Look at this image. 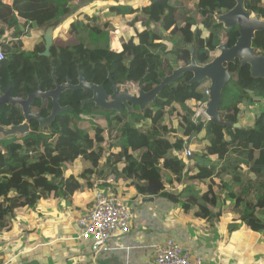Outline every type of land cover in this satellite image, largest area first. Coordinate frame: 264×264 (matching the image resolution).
<instances>
[{
	"label": "trees",
	"instance_id": "16d2710c",
	"mask_svg": "<svg viewBox=\"0 0 264 264\" xmlns=\"http://www.w3.org/2000/svg\"><path fill=\"white\" fill-rule=\"evenodd\" d=\"M234 4L235 0H200L199 8L182 11L167 0H150L140 8H133L131 1L121 2L110 8L117 15H135V22L141 18L143 28L135 27L119 52L109 49L111 17L95 11L67 21L69 36L78 40L76 44H53L49 55L44 56L43 33L53 26L56 36L58 23L71 15L70 0H12L11 4L0 0V49L4 54L0 61V92L10 85V96L25 97L38 85L43 90L53 88L52 73L58 82L68 77L76 84L79 71L87 81L103 83L109 92L112 81L120 90L147 91L174 68L188 64L191 55L196 64L203 65L218 54L217 45L226 42L231 46L238 28L225 27L216 15ZM244 8L264 19V0H244ZM156 16L163 27H170L167 36L149 26ZM30 29L41 35L31 47L24 48L21 36ZM177 35L180 39L174 42ZM6 36L9 39L5 41ZM252 45L264 54V30L256 32ZM228 69L231 77L222 90L218 111L222 120L239 122L240 128L219 125L204 117L195 119L192 101L207 100L203 88L208 80L188 85L192 74L184 72L164 86L144 110L134 106L130 111H105L92 103L82 107L78 104L61 111L43 130L31 120V130L22 134L21 140L13 136L0 139V229L8 225L6 215L14 209L32 206L63 188L71 191L79 187L78 176L86 177L92 185L94 180L121 175L123 181L130 180L137 194L150 195L159 190L160 195L172 197L175 202L178 195L169 192L168 187L177 186L182 177L209 180L207 190L199 196L193 194L191 186L182 189L191 193L183 208L198 205L205 212L196 215L209 218L212 213L206 215L205 205L216 203V191L225 192L233 200L240 221L254 225L264 235V109L251 118L242 116L248 104L264 102V79L251 77L249 66H241L239 60L228 64ZM80 93L67 89L59 101L71 105ZM84 93L89 95L90 91ZM32 109L47 116L51 100L34 98ZM134 110L139 111L131 112ZM23 119L18 105H0V126L12 127ZM102 119L105 127L99 124ZM174 120L176 127L171 124ZM187 139L191 147H201L195 173L181 157ZM171 151L174 153L169 156ZM78 160L90 164L77 176L72 173L64 178L67 165ZM100 161L101 166L94 167ZM225 174L231 176V181L224 180Z\"/></svg>",
	"mask_w": 264,
	"mask_h": 264
},
{
	"label": "crops",
	"instance_id": "0c3cea01",
	"mask_svg": "<svg viewBox=\"0 0 264 264\" xmlns=\"http://www.w3.org/2000/svg\"><path fill=\"white\" fill-rule=\"evenodd\" d=\"M130 1L133 8L150 3V0ZM120 3L121 0L114 4L101 0L96 7L106 10L101 12L109 16L110 7ZM28 33L21 36L24 48L36 41L27 40ZM195 161L187 167L194 173L197 172ZM85 166L86 163L79 160L67 165L64 178L72 173L77 176ZM243 170L239 169L241 173L245 172ZM121 178V175H109L90 185L89 179L78 176L79 187L71 191L63 188L32 206H20L11 211L6 215L8 225L0 229V264H155L156 248L167 238L189 249L192 255L201 256L203 264H264L263 231L240 221L232 199L226 197L225 192L216 191L219 197L216 203L205 205L206 215L212 213L209 218L196 215V212H205L199 210L198 205L183 208L191 193L182 189L191 186L193 194L199 196L207 190L209 180L184 182L182 177L177 186L168 187L169 192L178 195L175 202L172 197L160 195L159 190L150 195L137 194L129 185L130 180ZM165 178L168 180L169 176ZM96 188L122 197L135 214L130 230L113 234L107 249L99 252H93L91 238H77V219L92 206Z\"/></svg>",
	"mask_w": 264,
	"mask_h": 264
},
{
	"label": "water",
	"instance_id": "95a60500",
	"mask_svg": "<svg viewBox=\"0 0 264 264\" xmlns=\"http://www.w3.org/2000/svg\"><path fill=\"white\" fill-rule=\"evenodd\" d=\"M216 19L227 28L234 26L238 28V35L236 36L235 42L231 46L226 42L217 45L216 49L218 50V54L203 65L196 64L191 55L188 64L174 68L157 85L147 91H144L142 88H139L136 93L129 92L126 88L120 91L116 84L111 82V95L108 97L109 93L103 83L96 84L92 81H87L80 71L77 75L76 84H72L68 77L65 82L59 83L56 76L52 73L54 79L53 88L43 90L38 85L36 90L27 93L25 97L10 96L9 85L3 93L0 92V104L2 102H8L12 105H18L21 108L24 121L12 127L0 126V133L5 136L14 135L15 133L25 134L31 120H36L38 122V129L43 130L45 126L53 122L54 118L61 111L71 108V105H61L59 101L61 93L66 89L91 92V96L83 99L80 106H83L85 103H92L94 107L105 111L114 110L119 112L123 108L130 111L134 106H137L140 110H144L147 105L155 101L164 86L177 80L184 72H190L192 74L186 82L188 85L202 81L203 79L208 80V99L205 102L204 110V114L208 119H212L219 125L233 128L242 127L239 122L233 124L229 121L222 120L218 107L222 99V90L231 77L228 64L236 63L239 60L241 66H249L251 77L264 79V54L260 53L252 45L256 32L264 30V19L246 10L244 8V0H235L234 6L225 12L217 14ZM43 39L45 46L41 54L48 56L53 43V26H49L44 31ZM190 51L192 52L193 48ZM34 98H39L42 101L47 98L51 100V109L47 116H42L40 111L32 109ZM188 142L189 139L186 140V145Z\"/></svg>",
	"mask_w": 264,
	"mask_h": 264
},
{
	"label": "built area",
	"instance_id": "2783aa9c",
	"mask_svg": "<svg viewBox=\"0 0 264 264\" xmlns=\"http://www.w3.org/2000/svg\"><path fill=\"white\" fill-rule=\"evenodd\" d=\"M11 4V0H1ZM4 54L0 49V61ZM206 94L207 89L203 90ZM31 129L28 127L27 132ZM193 155V150L184 146L183 161L188 164ZM135 220V214L128 203L116 194L105 193L96 188L92 206L83 212L77 219L79 227L78 240L91 238L93 252L107 249V242L113 234H124L130 230ZM155 264H203V258L192 255L189 249L181 246L175 240L167 238L156 248L153 259Z\"/></svg>",
	"mask_w": 264,
	"mask_h": 264
},
{
	"label": "rangeland",
	"instance_id": "374dc122",
	"mask_svg": "<svg viewBox=\"0 0 264 264\" xmlns=\"http://www.w3.org/2000/svg\"><path fill=\"white\" fill-rule=\"evenodd\" d=\"M107 1L110 4H114V3H116V1H117V3H119V0H107ZM128 1H130V0H121V2H125V3ZM146 1H149V0H146ZM167 1H169L171 3V0H167ZM100 3H101V0H70V4L73 7L71 15L64 17L58 23V25L55 29V35L56 36H53L52 45L55 44L58 47L61 45H66L67 47H69V46H72V44H76L78 42V40L73 41L71 39V37L69 36L70 35V33L68 31L69 27H67V25H66L67 21L70 18L75 20V19L79 18V16H80V19H82L83 13L91 14L95 11L106 12V10H102L103 8L96 7V5H99ZM173 4L175 6L179 5L181 8H183L182 11H184L186 8H189V7H192L195 9L197 7L199 8L200 7V0H173ZM136 5H138V4H136ZM110 12L111 13L109 16L111 17V24L109 26V30H110V42H109L110 48L109 49H111L113 52H119L121 43L127 40V38L129 37L128 34H132L134 32L135 27L138 30H141L143 28V25H142L141 20H140L141 18H139L138 21H136V22L134 21L133 18L135 15H127V16L117 15L115 13L114 9H112V8H110ZM137 14H139L141 17H144L141 13H137ZM149 26L152 29H154L156 32L161 34L162 36H167V33L170 30L169 26L163 27L162 20L158 16H156L153 20L149 21ZM53 33H54V31H53ZM32 34H35V36H32ZM40 35H41L40 31H34L31 33H28V36H26V37L28 38L27 40L35 41L40 37ZM179 39H180V35L175 36L174 42H178ZM79 44H82V42H80ZM84 45H85V43H84ZM208 85H209V82L207 84V87H208ZM83 98H85V95H82L81 93L79 95L73 97L71 105L73 107H77L80 100ZM204 103H196V102L192 101V105L194 106V109L196 111L195 115L199 116L200 118L206 117L204 114V110H205V104ZM263 109H264V102L261 100L259 102L250 103L244 109V111H243L244 114L242 116L248 115L249 118H251V117L258 115ZM138 111L139 110H134L131 112L137 113ZM127 116H129V115H127ZM97 118H99V117H97ZM96 120H98V119H96ZM127 120H131V119L127 118ZM99 124L102 127H105V125H106V123L103 119L101 120V122ZM171 124H172V126L176 127V124H177L176 120L171 122ZM9 136H13V137L18 138V140H21L23 135L19 134V133H15L14 135L5 136L2 133H0V139H4L5 137H9ZM191 149L193 150V155H192L191 159L189 160L188 164L186 165L187 167H188L190 162H194L195 160H197L200 156V153H201V147L200 146H197V147L193 146V147H191ZM169 154L171 155L172 152H169ZM84 163L90 164L89 162H84ZM101 164H102V161H100V163H98V165H96V167L99 168L101 166ZM223 178L231 181V176L229 174H225ZM186 180H187V178L184 179V182H186ZM203 182H205V181H203Z\"/></svg>",
	"mask_w": 264,
	"mask_h": 264
},
{
	"label": "flooded vegetation",
	"instance_id": "af4514ba",
	"mask_svg": "<svg viewBox=\"0 0 264 264\" xmlns=\"http://www.w3.org/2000/svg\"><path fill=\"white\" fill-rule=\"evenodd\" d=\"M55 76V75H54ZM57 78V77H56ZM109 78H110V75H109ZM66 79H67V77H66ZM66 79H65V81H66ZM65 81H62V82H65ZM112 82H114V81H112ZM59 83H61V82H59ZM115 83V82H114ZM105 86V85H104ZM67 90V89H66ZM69 90V89H68ZM120 90V89H119ZM121 91V90H120ZM64 92V91H63ZM80 92H81V90H80ZM83 93H81L82 95H85V98H83V99H86V98H89L90 96H91V92H90V94L89 95H87L86 93H84L85 91H82ZM1 93H3V92H1ZM108 97H110V95H111V93L108 91ZM83 99H81L80 100V102H79V104L81 103V101L83 100ZM2 103H5V104H10V103H8V102H2ZM1 103V104H2ZM0 104V105H1ZM70 105V104H69ZM72 106V105H71ZM82 107V106H81ZM56 118V117H55ZM55 118H54V121H55Z\"/></svg>",
	"mask_w": 264,
	"mask_h": 264
},
{
	"label": "clouds",
	"instance_id": "9594fccd",
	"mask_svg": "<svg viewBox=\"0 0 264 264\" xmlns=\"http://www.w3.org/2000/svg\"><path fill=\"white\" fill-rule=\"evenodd\" d=\"M145 18H146V17H145ZM61 83H62V82H61ZM208 86H209V85H208ZM204 89H207V90H208V87L206 86V87L203 88V90H204ZM203 92H204V91H203ZM207 95H208V93H207ZM207 99H208V96H207ZM206 101H207V100H206ZM206 101H205V102H206ZM203 103H204V102H203ZM60 104H61V103H60ZM204 104H205V103H204ZM205 116H206V115H205ZM196 118H197V115H195V119H196ZM204 118H207V119H208L207 116L204 117ZM185 146H186V145H185Z\"/></svg>",
	"mask_w": 264,
	"mask_h": 264
}]
</instances>
